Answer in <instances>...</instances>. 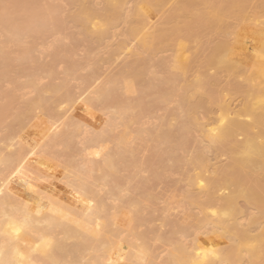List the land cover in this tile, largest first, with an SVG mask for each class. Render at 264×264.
<instances>
[{"label":"bare ground","instance_id":"6f19581e","mask_svg":"<svg viewBox=\"0 0 264 264\" xmlns=\"http://www.w3.org/2000/svg\"><path fill=\"white\" fill-rule=\"evenodd\" d=\"M1 1L2 0H0V2ZM6 1H8V0H6ZM27 1L28 0H26V2H22L20 4V5H22V4L25 3L24 5H22L20 7L22 11L26 10V8L28 9L31 6H33L31 4H28L27 5L26 4V3H28ZM30 1L31 2L34 1L32 4H35V2H36L35 0H30ZM86 1H88V0H86ZM86 1H82V3L84 2L83 3V6L77 7V8H80L79 11H78V14L75 17L72 18V21L73 22L75 21V22H77V23H79L81 25L82 30L84 32V33L82 32L83 36H84V34H87V36H89V37H90V35L91 36L94 35L97 38L103 37L102 35H103V33H104L105 30L102 31L103 30V29L101 30L102 27H108V26L109 27H112L111 24H113L112 23L113 20L116 22L118 17H120L119 21H121L122 19L125 21V19L128 18V16L126 14H124V16L126 18L125 17L122 18V13H126V12L124 11V12L121 13V11H120V10H122V6L124 4H126L125 3L126 0H104V1L101 0L103 2V4H104V7L101 8V9H103L104 12L107 13V16H109L110 14L112 15L113 13H115L116 16L114 15V19H112L110 16L109 17H106V18H104V16H103V18L100 17V15L102 16L104 14L103 11H102L103 14L100 12L101 10H98V9H97V12H99L98 14H97V12L96 13L93 12L89 8L90 6L87 5L89 3H87ZM127 1H130V0H127ZM132 1L133 2L135 1V5L137 7L139 5L140 8H138L136 10L133 9V10H135V12L133 10H131L130 11L131 14L130 15L128 14L129 16H132V15L134 16L135 15V17H136V20L135 21L133 19L135 17H133V16L131 17V19L129 18L128 21L130 22V21L133 20L134 23L135 22L136 23H135V26H134V25H132L133 22H131V23L128 22L127 29L129 30V32L128 31H125V32L126 33H129V35L130 36H133L134 38L136 37V41L138 43V44L137 43L136 44L137 45L140 44V46H138V50L140 48L141 51L144 52V54L147 55L146 58L148 57V55H149V57H151L152 56L151 54L156 53L157 51H160L159 49L160 48L162 49V47H163V46L160 47V45L161 44L164 45L163 43H161L163 41H166V44L164 45V47L170 46L173 42L174 43L172 45H174V48L175 49L179 45L177 52L174 49L175 55L173 54L174 56H173V59L171 61L173 63H166L165 64L163 62V64L165 66L169 64V67L167 66L169 69L166 68L165 66L160 65L163 68L165 67L164 68L165 71H166V69H168L169 70L168 71L169 72L168 74H171L172 77H173V74H174V77H173L174 79H175L176 76H175V73H173V74L170 73V72H172V70L173 71L174 70L175 71H178L179 73L181 72V74L183 72L185 73V71L187 72V69L189 67V64L195 63V61H196V60L194 61V58H196V57H194V58L191 57L192 60H193L192 61L191 59H189V58L187 59V58L184 57V56H186V55H184L185 52L182 54L183 51H186L187 50V47H185L186 49L184 48L185 50H183V49L181 50V48L184 47V44H183V46H182V43L181 44H179V43L177 44V42L181 41L180 39H182V41H183V37L180 38V35L179 34L183 35V34L187 33V38L188 39L191 36L192 37H195L196 36L197 37V38L195 37L196 39L193 38L195 40H192V38H190L188 40L186 38V36L184 35V37L186 38V40H188L186 42H189L191 40L192 42L193 41H196L198 43V42H200L199 39L202 40V38L205 36V34H201L202 36H200V38H199L198 36L200 35L199 34L200 32L198 33L199 35H195L197 33V32H195V30L198 31L199 28H200V30L203 29L202 31H205L203 33H206V35H208V36H209V33H212L211 35L214 36L213 35L214 33L216 34V32H217V34H218L219 32L223 31V32H221L222 34L220 33L222 35V37H221V35H218L217 37L215 35L214 36L215 38L213 37L214 39H212V36H209V37L207 36L208 38L205 36L207 38V41H208V42L206 41L207 42L206 45L209 44V38L211 37L210 40L213 41V43L212 44L210 43V47L212 45L213 46L215 45V48H213V46L211 47L212 49H210V50H212V51H210L211 53L208 51L207 57H205V59H204V60L207 59V61H203L204 63L202 62L203 63L202 65H203V67H206L207 69L209 68L208 71L209 70L212 71V69H213V74H212V77L213 78H211V77L209 78L208 77L210 75H209L208 71L205 70L206 69L205 68L204 71H206L207 73L204 72V71H203V73H204V75L205 74L206 75L208 74L207 75L208 80L205 79V80H207V81H205L202 78V80H204V81L201 83V86H200V82L201 81L199 79V82L196 81L194 83L195 85H193V83L191 84V85H193V87L191 89L193 90L197 86H198V88H200V90L205 89L204 91H207V92H204L203 90L202 91H203V93H205L203 95L206 96V93L209 94L208 93L210 91L209 89H212V88L209 87L211 85V83L214 85V82L216 83V81H217L215 79L217 77L214 78V76H217V74H220V73H222L224 71L225 72L224 74H227L228 77H230V76L233 77L234 76L233 77L234 79H233V81H231V83H233L235 86H233V84L229 83L230 86H227L228 87L227 89L230 90L231 89V85H232V89L230 91L233 94V93H238L233 88H236L237 90H239V89H241L243 87V93H244V99H245V103L244 104L242 103L243 104L242 105V108L238 109L237 111H233V110L231 111L230 110V108H231L230 105L229 106L228 105H225L224 102H222V105L221 104H218L220 106L217 105V107L220 108V110H219V113H220L219 114L220 115L219 121H221V123H223L219 128H217V130H216L215 126H214L213 129H212V127H210L212 130L209 128L208 130H210V131H208V130L206 131V129L203 128L204 126H201V125L197 124V125H199L201 127L200 128L198 126L200 128L199 131H201L202 129H204L202 131H204V132L206 131L207 132L205 134L203 132L204 136L202 134L203 138L205 137V138L208 139V141L206 140V142H209L210 143V144H207V147H210L208 145H211L212 144V146L210 148L205 147V148H203L204 150L202 149L201 151H204L203 153H205V151L207 152V151H209V149H212L213 150V148H214L213 146L220 145V146H217L219 149L217 147L216 148L218 150H220L222 148H224V149L227 148V149H225L226 151H223L224 149H222L220 151H223V152H221V155H223V153H224V155H226L228 153L230 154V157H229V154H228V157L229 158L227 157L228 158L227 159V162H229V163L227 164V166H225L226 164L224 165L225 168L222 167L224 169L220 168L222 171H219L220 170L219 168H217V169L214 168V172H218L216 174L213 173V175L215 174L214 176H212V173H211V175H210L211 177L210 176L209 177H205L204 176V173L207 172V170L209 169V168L208 169L206 168V165L204 163L207 158L205 156L201 155V157L203 156L205 159L203 157L201 158V160H200V158L197 159V157H200L199 153L200 154H203V153L200 152V149H197V150H199V153L197 151L198 156H197V154L195 156V153L193 154L194 156H192V157H193V159H196V160H195V162H194L193 159H192L193 161L190 160L189 161L190 162V165L189 166H191V162H194L195 164L193 163L194 166H192V167L195 168L196 172L193 171L194 168L193 169L191 167L190 168L192 169V171L194 173H197V174H195V175L193 174V176H195V177H193L192 175L191 176L190 175L186 176V178L188 177V179L191 180V182H193L192 183L193 185L192 184L191 185L193 186V189H194V190H191L194 193L191 192L188 189V191H190V193L188 192V194L190 195L192 193L189 197H191L192 195H196L194 197L197 198V194L195 193V189L197 187L200 190V193H202V194L205 195V197L202 196V197L205 198V201L204 202H201L200 201L201 202L199 204L200 206H196L199 211L201 210L199 212V214L203 215V213H204V215H203V217H201V221H199V223L197 221L196 222L198 223L197 225H198V229L200 231H202L203 229L205 230V227H206V230H207L208 229L207 226L209 227V229L207 231L206 230L205 231L203 230V232H200L197 229V227L195 225L196 222H195L194 223L195 228H193L194 227L193 226V227H191V229H197L198 230V234L196 235L195 238L193 237L194 240H193V243H192L191 246H189V247L186 248L185 247L186 245H184L183 243L182 244L179 243L180 246L176 248L175 247L176 244L174 243L175 244L174 245V244H172L170 242L171 245L169 244L170 245L169 252H171L172 250L174 251L171 254V257H170V259L172 261L171 263H174V264H240V262L243 259V255H246V257L249 258L247 260L249 262V264H264V227H262V228H261V226L258 227L259 228L258 230L261 229V231L259 233H257L256 235H251L249 228H246V229L241 228V227H243V226H241L243 224L240 223L239 216H237L238 214L240 215V213H242V216H243V212H240V210H239L240 207L239 208L237 207L238 206L237 205V200L238 199L239 200L240 199L241 200L243 199L244 202L246 203L244 207H246V206L247 207L248 206L249 207L250 206L251 207L252 206L255 207V209L258 211L257 215H259L258 218H255L254 217L251 220H249V218H248L247 219L248 220L247 221L248 223L246 222L247 225L248 226H250V225L252 226L253 225V227L254 226L256 227V226H259V223L260 222H263V221H259V220H262V219L264 220V177H263V175H264V18H263V20H258L257 19V20H254L255 22L253 21V23H254L253 24V27H252V31L254 33L253 36L257 39V42L259 41V44H257V46L255 48L256 50H254V53L251 54L249 57H246L249 60V62L247 61V59H245L246 62H248L249 65H250V68H249L250 70L246 69L249 73L245 77V84L244 83L242 84V85H245V86H242L241 85L242 87H240V84L243 81H241V80H235V77L238 76V75H235V74H236V72L239 73L240 70L243 71L244 67H248L249 65L246 66L247 65V63H246V65L242 66V64H241V66H242L241 67L239 65L240 63L238 64V62H236L237 58H236V55H235V51H236L237 48H241V46L237 42H235L237 40L234 41V39L232 38L233 36L231 37L233 41L230 38V40H231L230 42L232 44L229 42V40H228L229 38L228 37H226L228 41L225 40V37L223 35H224V29L227 26L226 25H223L222 24V21L223 22H226V21H228L230 19L228 17H231V19H232V17H234L235 14L233 16H231L230 13H232V12L229 9H232V11L235 13V10L241 11V10H243L246 7L245 9L247 11V10H249V8L247 9V6L246 5L249 6V3L250 2H252L251 4H254V2H253L254 0H227V1L225 0L226 2L224 0H219V1L218 0H178V2H177V0L176 1L175 0H169V2L173 1V2H171V3H173V6H171L172 5L171 3L169 4L172 8L167 5L168 7H170L168 9H170V11H172V13L171 12H170L171 14L168 13L167 17L164 16V19L161 18L162 20H160V21L163 22V20H164L163 23L165 25H167L168 27H170V25H171V28L173 26V29L170 28L171 30H167L168 27L165 26V25H163V23H162V25L166 29V30H163V28H160V27H163V26H160L159 27V25L161 24L159 22L160 24H158V25L156 24L155 25V26H158L159 28H157V27L154 26L153 29H151V32H149L150 29H148V31L146 30V32H143L144 29L147 26V21L146 20L149 19V16L151 18V15H149L148 18H147V12L149 13V11L151 9H153V8H155V10H156V7H157V10H156L155 14L156 13H159L160 11L162 13L163 9H165V8H162V10L159 11V9H161L159 6L164 5L165 2H166V0H140L141 1V5L143 4L142 7H141L140 2L138 0H137V2H139V4L136 3V0H132ZM256 1L259 2V3L255 2V3H257V5H256V7H254V9H253L252 6H249L250 9L253 10L252 11L253 12L252 13L253 16H251L252 18L253 17L254 18L255 17L258 18V15L264 12V0H256ZM2 2H4V1H2ZM19 2H21V0ZM88 2L92 3L91 0H89ZM169 2H167L166 4H168ZM174 2H176L175 4L178 5V6H176L174 4ZM73 3H75V2H73ZM177 3H181V5L184 4L183 6L186 7L187 10H186V8L185 9L182 8L183 6H181L180 4H177ZM194 3H195V5L197 4L196 7H198V8H196V7L192 8V6H195V5H191V4H194ZM17 4H19V3H17ZM84 4H86L88 6L87 7L85 5V7H87L88 9L84 7ZM127 4H128V2H127ZM11 5L12 4H10L9 7L12 8L13 10L15 8H18L19 7V6L12 7ZM80 5H82V4H80ZM80 5H79V2H78V5L77 6H80ZM174 5L176 7H174ZM124 6H126V5H124ZM3 7H5V6H3ZM164 7H166V6L164 5ZM2 8H0L1 9L0 12H3V11L4 12L3 13H0V35L1 34H4V33L10 35V38H11V41H12L11 43H13L15 45L17 43V46H20V45L22 46V43L23 42L22 41L20 42V39H25L28 35L25 38H21V37H24L25 34L30 33V31H32V30H34L36 32H38L40 30V33H42V32H43V34L46 33V30L47 29L49 30V26L52 25V24H50V22H53V21H50L49 22V20L51 19V18L49 19V17L54 18L53 16H51V14H47L48 12L46 11L47 12L46 13L45 12V9H42L41 10V8H40V11H39L40 13H38V10H39L38 8L37 9L34 8L35 10L29 9L32 12L29 11V10H26L25 13L28 16L24 12L21 13L19 8L17 9V12L18 13H16L15 12L16 10H15L14 11L15 13H13V14H11L13 11L11 12V11H8L6 9L7 7L6 8H3V9ZM133 8H135V6ZM188 8H190L191 10H189ZM123 9H124V7H123ZM118 10L120 11L121 16H118V15H120V13L118 12ZM155 10H152V11H155ZM157 11H159V12H157ZM167 11H169V10L163 11L164 14L162 13V15H165ZM247 12H248L247 14H250L251 13L249 11H247ZM8 13H9V15L11 14V16H8ZM20 13H21L23 19L20 18V15H19ZM30 13H32V15ZM239 13L240 14H238V15L243 16V14H241V13H243L242 11L239 12ZM23 14L25 15V17H24ZM226 14H227V16H225ZM245 14H246V12H245ZM12 16L13 17L15 16V18H13L15 21L12 20V19H9V18H12ZM26 16H27V18H26ZM184 16H187L189 19L185 20L184 19L185 18ZM224 16H225V18H227V20L226 19L223 20L224 19L223 18ZM248 16L249 15L243 17L244 20L242 18L243 22L245 21V18H247ZM18 17L21 19V21L19 22L20 24H16V23H18V20H16V19H19ZM115 17H117V18H115ZM179 17H182L183 21H185V22L187 21L186 24H185V22H182V23H184V25L183 24H181L182 26L178 25V21H177L178 19L177 18H179ZM37 18L40 19V20H35ZM45 18H47V19H45ZM98 18H102L103 19V22L102 23L100 21L96 20V22L98 21V23L100 22L102 24L101 27H96V25H92L93 26V28H92V26H89L92 23L93 19L95 20V19H98ZM24 19H25V21L28 20V22L26 21L27 22L26 23L25 21H23ZM175 19H177V20H175ZM234 19H236L235 22L237 23V25H235V27H236L235 31L238 29L236 31V32H238L240 30L238 25H240L239 23H242V22H239L240 19L238 17H235ZM238 19H239V21H238ZM189 20H190V22L188 23ZM247 20L248 19H246V22H247ZM55 21L56 20L54 19V22ZM124 21H123V23L125 24ZM170 21L171 22L177 21V22H175L177 24V26H175L176 25L175 23L170 24ZM14 22H16V23H14ZM21 22H25V24H27V25H24ZM165 22H169L170 25L168 23L166 24ZM192 22H194V25L193 26L191 25ZM246 22H244L246 24V25L244 24L245 27L248 25V23H246ZM77 23H75V24H77ZM173 24H175V25H173ZM226 24H227V22H226ZM228 24H230V23L228 22ZM242 25H243V23L241 24V26ZM55 26H56V24H55ZM113 26H115V25H113ZM189 26H191V27L197 26L196 27L197 29L194 28L195 30H193L192 28H189ZM221 26H225V27L222 28ZM43 27H44V29L41 31V29ZM184 28L185 29L188 28L187 30L192 29V31L189 30L188 32H185V29ZM220 28H222L223 30L220 31ZM54 29H56V27ZM50 30L52 31L53 28L50 29ZM34 31H32L31 33H33ZM53 31H55V30H53ZM182 31L185 32V33H182ZM190 31H191V33L194 31V35L195 36H193V33L191 34V36H188V33L190 34ZM202 31H201V33H202ZM230 31H231V29L228 30V33ZM5 34H4V36H6ZM50 34L53 35V32L50 33ZM230 34H231V32L229 33V35ZM8 35H7V37H8ZM138 35L140 36L139 37L140 40H138V37H137ZM171 36H172L173 39H174L173 36H175L176 39L175 40L172 39V41L171 40H168V38L170 39ZM176 36H178L180 39L178 37H176ZM38 37H39V35L36 36V38H38ZM90 38H89V41L91 39L93 40V38H91V39ZM222 38L224 39V41H222V42L220 41V43H219V40H221ZM86 39H88V38L86 37ZM215 39H219V40L218 41H215V43H214V40ZM169 41L172 42V43L170 44ZM9 42H10V40H9ZM18 42H20L21 44L18 43ZM156 42H159L160 43L158 45L159 46L158 48H155L157 46V43ZM167 42L169 43V45H167L168 44ZM216 42L218 43V45L216 44ZM126 43H128V41H126ZM126 43H125V45H126ZM154 44H155V46H154ZM185 44H187V43H185ZM233 44H235V45H233ZM119 45H121L120 48H122L123 45L122 44H119ZM137 45H136V47H137ZM127 46H128V49H130L129 47H131V46H129V43L127 44ZM238 46H240V47H238ZM164 47H163V49H164ZM171 47H173V46H171ZM153 48L156 49V52H153ZM61 49H63V48H61ZM1 50H2V48H1ZM18 50H20V49H18ZM118 50H119V48H118ZM245 50H246V48H245ZM116 51H117V49L113 52L114 53V56L112 57L113 59H115L114 58L115 57V53H116V56H118L117 54H119ZM135 51H136V49L134 47V51H131L133 53L130 52L131 55H133L135 53L134 56H132V57L130 56L131 59L134 57L132 59L133 62L129 58H128L129 60L125 59L124 62H123L125 64H123V65L120 64L119 65V67L120 66H122V67L119 68V70L116 72V74H115V71H113L114 74L112 73L113 75H110L109 77H107L106 82L103 85H101V86L99 85L97 87V89L95 91V97H93V98H95L94 101H96V102L94 103L93 99H90L89 98V101L90 102L92 101L94 104L100 103L99 107L103 105L104 109L103 110L100 109V110H102V111H104V110L105 111H108V109L109 110H112L113 109V110H115L114 111V114L116 116H122L123 115L124 117L123 116L122 117L124 119H126V122H128V124H127L126 122H124L125 120H121V118H120V120L123 121V123H124L123 126H125L124 127V131H123V132H125V134L122 132V135H121V133L118 134L120 136L117 137V138H115V140L113 138V140L116 143V144L112 143V144H114L113 146H115L114 149H112L113 151H111L110 149H108L111 152L110 151L107 152L108 151L107 150V151H105L106 154L105 153L102 154V156L105 155V156H103L105 158L101 157L102 160H98V161L96 160L97 162H94L93 161V164L91 166L92 168L88 169L87 172L84 171V174H85L84 176L85 177L82 176V177H78L77 178L75 176L76 175L75 172H77L80 169L79 168L77 169V167H75L74 165H71L72 163L69 162L68 165L70 167V170L72 168L71 173L73 172V169H74V173H75L74 176L76 178L73 186H72V183L73 182L70 184L71 187H73L72 190H71V192H70V194L68 192L66 194V195H70V197L67 196L69 198L66 199V195H65V199H63L64 197L61 198L59 196L61 194L60 193H56L55 189L53 188L54 186H52L51 184H43V185H37L36 186V191L38 192V195H39V196H37L38 198L32 199L30 201V199L23 198L22 195H21V193L18 194L16 192V190H14V187L12 186L13 185L12 184L13 182L11 183L12 180L10 178H8L10 175L8 177L5 176V178L2 179V181L0 180V183H1L0 184V264H37V263H39V264H120V263L123 264L124 261L127 260V259L126 260H123V256H125V254L123 255L124 250H122L121 248L115 249L116 246L120 243L119 242L117 244L116 242H118V240L114 239L116 242H114V240H113V238H118V236L116 237L117 234L114 235V234H112L110 232L112 234V236H110V237L107 236V234H109V232L107 231V229H108L107 228V226H108L107 220L109 221V223L111 222V219L109 220L110 216H108V219L107 218H104L105 221H103V222H100L99 221L100 218H101V215L103 213H106V211H108V210H109L108 212H110V209L109 208H111V207L108 208L109 205L106 204V202L104 201L103 197H99L98 193H96L97 191L95 189H93V187L94 188L97 187V184L95 185V183H97L98 181H107V179L110 178L111 180L109 182H111V184L110 183L109 184L108 183H105L104 185H102V186H107L109 188V190L107 189V191H108L107 194L112 195V196H115L116 195L115 198H118L117 201L120 200V202H121L122 200H124L122 198H119V197H121L120 193L122 191V188L120 186L121 183L119 184V182H118L120 179L119 180L117 179V176H118L117 174H118V172L121 169L126 171V168H127L128 164H126V161H125V157H124L125 154L126 153H132V154H130L131 157H132V156L136 155V154L133 153L135 150L138 153V149H135L134 150L133 148H131V149H133V150H131L128 147L129 146V143H128L129 141L127 139V136L130 135V133H128V132H130L131 130L126 131L127 130L126 128H127L128 125H129L128 127H131L130 125L132 123L130 124L129 122L135 123L134 121L138 120L141 117V113L144 112L143 110H145L146 108L148 109L150 106H151L150 109L154 108V106L152 107V105L149 104V103H147V104H149L150 106H148V105L145 104L146 102H148L147 99H143L142 100L143 103H142L141 100L140 101H137L136 100L137 97L141 96V93H139V95H137V97L134 98V99L130 98L131 97L130 95L132 93L134 94V90L136 89V88L134 89V86L135 87H138V85L139 86L141 85V82L140 81H138L139 83L137 82V80H140V77H141V75H140L139 72H141L144 69L146 70L145 66L143 65L144 63L146 64V61L145 62H142L143 63L142 65L144 66V68H142L141 67L142 65L139 63L140 62L139 59L142 58V60H144L145 59V55H143V53H142V55L140 56L139 54H141V52L138 51L139 52V54H138ZM3 52H5V50ZM19 52H21V51H19ZM28 52H29V54L31 56V53H30L31 50L30 51L29 50H22L21 54L19 53V56H22L21 61H22V59H24L23 61H25L28 58H30ZM147 52L150 53V54H147ZM151 52H153V53H151ZM178 52H180L179 55H177ZM208 55H210V56H208ZM3 57L4 58L6 57L5 59H7V57H9V56H6V55L4 56L3 55ZM112 58H111V60H113ZM241 59H244V57H242ZM2 60L3 61H1V59H0V61H1L0 66L2 64V66L4 65V67H5L6 62H5V60L3 58H2ZM126 60L127 61H130L132 63H129L130 64L129 65ZM240 60H237V61H240ZM18 61H20V60H18ZM70 61H72V60H70ZM136 61H138V62H136ZM188 61H189V63H188ZM190 61H192V62H190ZM242 62H243V60H242ZM11 63L12 62H10V64ZM68 63H70V65H71L72 62H66V66H67ZM134 63L135 64L136 63H139L140 64L139 65V68L137 67L138 66L137 64L134 67V65H133ZM8 64H6V65H8ZM22 64H23V62H21V65ZM171 64H172V67H173V68H171L172 70L170 69V65ZM68 66H69V64H68ZM190 66H192V65H190ZM67 67H65V68H67ZM72 67H73V65L72 66H69V68L66 69V71L68 72V73L66 72L67 77H68L69 73L72 72V70H73ZM136 67H137V70H138L137 72H136V69H134ZM7 68L8 67H5V69H7ZM9 68H11V67L9 66ZM141 68H142V70L140 71ZM200 68H202V66L199 67V70H201ZM0 69H1V67H0ZM40 69L43 70L44 67L43 68L41 67ZM49 69H50V67H49ZM74 69H75V67H74ZM36 70H34L33 72H36ZM202 70H203V68H202ZM202 70L199 71V72L201 73ZM215 70H217L216 72H218V70H219L220 73L218 72L216 74ZM8 71H9L8 69L5 70L6 73H8ZM21 71H23V70H21ZM44 71H47L50 74L51 69L48 71V68H47ZM52 71H51V73H53ZM78 71H79V69L77 70V72ZM2 72H3V70H2ZM23 72H25V71H23ZM31 72L32 71H29V73H31ZM94 72L95 71H93V73ZM144 72L142 73V75L144 74ZM226 72H230V73H226ZM146 73L147 72H145V75L144 76L147 78ZM37 74L38 73H35V75H37ZM90 74L92 75V72H90ZM214 74H216V75H214ZM91 75H89V76H91ZM171 75H169L170 78H171ZM239 75H240V73H239ZM32 76H34V75H32ZM50 76H52V74ZM0 77H1L0 79L2 81H4V79L2 78V74H0ZM3 77H5V75ZM6 77H8V76H6ZM35 77L36 76H34V78ZM86 77H87V75H86ZM145 77H144V79L145 80H148V82H149V79L148 78L146 79ZM199 77H201L200 74H199ZM239 77H242V76H239ZM31 78L29 79V81L32 84V87H34L36 89V91H35V89H33V90L36 92L37 98L36 97H33L34 99L32 98L33 99V100L31 99L32 101H27L26 102L27 104H25V106L28 107V105H29L30 106L29 108L24 107V108H22L23 110L21 109L22 111H26L27 110V113H29V114H27V113L25 114V112L23 113L20 110H18V113L19 112L23 113L22 118H24V120L27 118V117H25V115H29V116L31 115L32 109L34 107L36 109H39V107L40 108L42 107L41 109L44 112L46 110V108H45L46 106L53 107L52 104H54V103L58 104L57 103V101H59L58 98H57L58 97L57 96L58 93L63 90V87L64 88L65 87L67 88V86H65L64 84H63V86H57V85H53L51 83L52 85L51 84L50 85L48 84L49 86L46 85L44 88H40L39 87L38 94H37V85H35V83L37 84V81L38 80L36 81L34 78H32V79ZM89 78H87V79L88 80H92V78L91 79H89ZM170 78H165V80L163 79V80L160 81V82L163 81V83H161V84H162V87H164V88H158L156 86V88H157L156 89V88H154V86L153 87L151 86L152 87L151 90L153 91L152 94H151V90L148 88V86H146L147 90H149L147 92H150L149 93V94H151L150 96L153 97V94H154L155 97H156V95L162 89H164V92H161L163 95L160 94V95H157V97L162 96V98L160 97L161 99L159 98L160 99V102L162 101V102H165L166 104L169 103L168 102L169 101V99H168L169 97L172 100H173V98H175V97L172 98L171 97L172 95H174V96L177 95L176 96L177 98L180 97L176 101H178V102L181 103V101H179V100L181 98H183V95H185V93L188 92V94L185 95L187 97V99H185L186 97L184 96L185 98H184L183 102H186L188 100L187 101L188 102V107L190 106V103H191V106L190 107H192V108H190V107L187 108V102L185 103L186 104V107H184L185 104L182 102L183 104L181 103V105H183V108L181 106H179V108L184 109V110L187 109V110H185V113H186V111H188V113H190V112L195 113L194 112L195 109H198V108H196V105L198 106V104H199L198 102L201 101V100H198V99H200V97L203 96L202 93H201L202 91L199 93L200 90L198 88H196L195 90H197V91H194L193 90V93H192V90L189 89L191 87V85L189 84L190 86H188L189 87L188 88L187 85H186V83L183 82L182 85L183 86L186 85L187 88L185 87L186 89H184V87L182 88V85H181V87L179 86L180 89L182 88V93L179 94V92H181V90H179V88L176 91H174L173 89H175L178 86V84L176 85V81L178 82L177 79H180L179 81H181V79L183 77L181 76V78L180 77L179 78H176V81H174L175 83L173 82L174 79L171 78L172 80H170ZM204 78H205V76H204ZM242 78H244V77H242ZM9 79H10V77H9ZM83 79H84V77H83ZM95 79L96 78H94V81H96ZM167 79L170 81V84H171L170 87L171 88L169 87V85H170L169 83H165L166 85L169 84L167 86L164 85V81L167 82ZM195 79L198 80L197 77ZM212 79H215V80H212ZM151 80L152 79H150V84H152V81H153V80L152 81ZM194 80H193V82H194ZM86 81L87 80H85L84 83H86ZM208 81H210L211 83L210 84L209 83L208 84H204V83H206ZM236 81H239L240 82L239 85H237L238 82L235 83ZM89 82L87 84L90 86V84L92 82H90V84H89ZM0 83H1V81H0ZM30 83H29V85H30ZM174 84L176 86H174ZM106 85H108V86L110 85V88L108 89V86L106 87ZM202 85H204V86L205 85H209V86H206L207 88H205ZM141 86H144V85L142 84ZM194 86H196V87H194ZM23 87H25V86H23ZM32 87L30 86V88H32ZM167 87H169V88H167ZM201 87H204V88H201ZM158 89H160V91ZM167 89H169L168 91H171V93H168V91L165 92ZM171 89L173 90V92H172ZM122 90H123V93H122ZM142 90H143L142 92H144L146 89L145 90L142 89ZM184 90H187V92L184 91ZM233 90H235V92ZM64 91H65V89L63 90V94L66 91H68V88H67V90L65 92ZM137 91L138 90L136 89L135 92H137ZM224 91L226 92V88L224 89ZM43 92H44V94H48V95H49V93H51L54 96L51 98V96L49 95V97H46V100H47V98H48V100H49V98H51V100L50 101H46V100L43 99V95H44ZM45 92H49V93H45ZM114 92H116L115 95L116 94L118 95L119 92H120V94L122 96L119 94L120 96H117L116 97L114 95ZM156 92H158V93L155 94ZM189 92H191L190 94H193L192 95L193 97H195V96L197 97L199 95V97H197L198 102L195 101L194 104L192 103V101L190 102V100H194V98L192 99V97L190 96ZM210 92L212 93L213 91L211 90ZM145 93H146V91L144 92V94ZM164 93H165L166 97H168L166 100H162V99L166 98L165 95H164ZM196 93H198V95H196ZM219 94H218V98H221L222 97V99H223V97H225V95L221 94V91H220ZM4 95L8 96L7 94H4ZM69 95H71V94H69ZM69 95H68V97H71V98H68L67 99L68 103H70V101L71 102L74 101V98H72V96H69ZM111 95H114L113 98H111ZM142 95H143V93H142ZM178 95H180V96H178ZM64 96H65V94H64ZM10 97H11V100L14 101V98L12 99V95L11 96L9 95V98ZM61 97H62V94H61ZM209 97L211 98V95ZM209 97H207V99ZM63 98L65 99V97H62L61 102L62 101H65V100H63ZM125 98H128V100L125 99ZM69 99H71V100H69ZM209 99H208L209 103H211V102L214 103L213 101H211V99L210 100ZM126 100L128 101V103H126L127 102ZM132 100H135V104L136 105H134V103H133L134 101H132ZM145 100H146V102H145ZM202 100L205 101L204 98H202ZM216 100L217 99L215 98V102H216ZM87 101H88V99H87ZM203 101H201V102H203ZM219 101L221 102L220 99H219ZM223 101H226V100L223 99ZM74 102H73V104H74ZM85 102H83V103L86 106H89L91 104L93 105L92 102H91V104L89 103L88 105L86 104L87 102L86 103ZM136 102H139V103L141 102V103H140V105H139V103L137 105ZM196 102L198 104H196ZM11 103H13V102L10 101L11 108H10V105H9V108H8V104L5 105V106H7V109L9 111L12 109V104ZM64 103H67V102H64ZM83 103L81 104L82 106H83ZM180 103H179V105H180ZM203 103L205 104V102H203ZM142 104H145V106H146L145 109H143L144 107H141L140 108V106ZM152 104L155 105L154 103H152ZM157 104L158 103H156V105ZM200 105L203 106V104L201 103V104H199V108L202 107ZM5 106L3 107L5 110L4 109L3 110L5 112L6 111L7 112L4 113V111L0 108V110H2V111H0V113H4V115H7V113H9V112L6 109ZM82 106H79V107H82ZM31 107H32V109H31ZM51 107H49V109H47L48 112L51 110L49 113L46 112V111L45 112L48 113L49 115H53L54 116V112H52L53 109ZM93 107L96 108L95 105H93ZM136 107H138L142 111L141 110H138L140 113L137 112V108ZM106 108H107V110H106ZM28 109H31V112ZM188 109H191V111H189ZM33 110H35V109H33ZM97 110H98V108H97ZM133 110L136 111V112L134 113ZM192 110H194V111H192ZM147 111H152V110H149L148 109L145 112H147ZM18 113H15L13 116H15ZM97 114H99V110H98V113ZM100 114H102V113H100ZM138 114H140V115H138ZM142 114H144V113H142ZM20 115L21 114H18V115L15 116L16 120H15L14 123H16L17 120H20L16 124H18V123L19 124H22V122L24 120L21 117L19 118ZM134 115L135 116L137 115V119H136V117ZM193 115H192V119H195V118H193ZM0 116L5 117V116H3V114H0ZM17 117L19 119H17ZM15 118L13 117V119H15ZM243 119H245V120H243ZM76 120H74L76 123H74V121L71 122V124L69 123V125H71V128L74 127L73 130H78L79 127H81L83 125L89 126L86 123L83 124L84 122L81 123V125H80V122H81L80 119H78L79 121H76ZM0 121H1V117H0ZM163 121H161V127L163 126L162 123H164V125H165V123L167 122L166 119H163ZM185 121H186V116H185ZM97 122H96V124H97ZM195 122H197V121H195ZM182 123L184 124V122H182ZM182 123H178L177 125H179V126H176V129L174 128V126L172 127V128H174L173 130H175V132L177 131V133H179L180 135H182L181 133L184 132V131L178 132L179 129H181L180 128V124H182ZM193 123L194 122H192V124ZM101 125H102V123L100 124V126ZM108 125L110 126L112 124L109 123ZM197 125H195V126H197ZM216 125H217V123H216ZM192 126H194V125H192ZM49 127H52V126H49ZM101 127L102 128H100V129L104 130L103 129L104 126H101ZM167 127L168 128H166L167 129L166 131H164V129H162L163 127L161 128L164 131L162 133L158 131V135H157V138L158 139H156L157 141H155V138H152L153 135L151 136V138L155 142H158V140H159L164 145H167V144L169 145V141H171L170 142L171 143L170 144V147L173 149V147L171 145L173 143L174 138L172 140L171 139L172 136L170 135L171 134L170 132L172 131L171 130L172 128H171V126H168V125H167ZM178 127H179V129H177ZM216 127H218V125ZM158 128L155 129V130H158ZM92 129H93V127H92ZM100 129L97 132H100ZM168 129H170L171 131L170 130L168 131ZM73 130L71 129L70 132L73 131ZM102 130H101V132H102ZM45 131H46V129H45ZM49 131H50V129H49ZM202 131H201V133H202ZM97 132H95V133H97ZM103 132L106 133L107 131L106 132L103 131ZM126 132L128 133V135H127ZM175 132H173V133H175ZM61 133H60V135H58L59 136V140H60V136H61V138L63 136L64 138H66L65 140L68 141L69 137L72 138L73 135H74L73 132H71V136L69 134V137L66 134V136L68 137V139H67V137L65 136V133H67V132H65L64 135L61 134ZM72 133H73V135H72ZM75 133H76V131H75ZM137 133H139V135H140L139 137H141V135H142L141 134V131H139ZM99 134L100 133H98V135ZM98 135L96 136V134H95V136H94L95 138H93V139H95L94 141H96V143L93 142L94 145H96L98 139L101 138V135H99V136ZM133 135H134L135 138H137V135L136 134H133ZM47 136H45L46 139H47ZM105 136H106V134H105ZM108 136L111 137V134L110 135L108 134ZM108 136L106 138H104V140H103V137H102V141L99 140L97 145H99V143H101V142L103 143V141L109 142ZM239 136L242 137V139H241V137L238 138L240 141L238 139H236ZM129 137L130 136H128V138ZM57 139H58L57 137L55 139H53V142L54 143L55 142H58ZM93 139L91 141H93ZM152 139H151V141H153ZM184 139H186V138L181 139V141L183 142V144L184 143L186 144V142L184 141ZM176 141L174 140L175 147H176V148L175 147L174 148L177 151V146H178V150H179V149H181L180 147L184 146L185 144L179 147V144L177 145L176 144ZM181 141L179 143H181ZM70 142L68 141L69 146L71 145ZM68 143H65V144H67L66 145L67 147H69L68 146ZM88 144H89V142H88ZM102 145H104V143ZM109 146H112V145H109ZM162 146L163 145H161V148L164 149V147H162ZM173 146H174V144H173ZM220 147H222V148H220ZM156 148H158V144L156 145ZM161 148L159 149V151L162 152V153L161 152L159 153L160 155L157 154V153H155V149H153V152H154L153 153V156H154L153 158L155 160L158 159V158H160V161L162 160L161 162H165L164 161L165 159L163 160L162 157H158V156H161L162 154H164V152L166 151V148L164 149V151ZM183 148H182V150H183ZM206 148H207V150H206ZM23 150H24V148H23ZM212 150L210 152H216V150H214V151H212ZM227 150H228V152H227ZM19 151H22V150H20V147H19ZM156 151L158 152V149ZM176 151H175V153H176ZM167 152H169V151L167 150L166 153ZM169 153H171V150H170ZM169 153H167L168 156L167 155L166 156L169 157V158L173 157V158H171V160L173 159V161L175 160V162L176 161L178 162L179 158L176 156V154L172 153V156H171V154H169ZM0 154H1V151H0ZM12 154L13 153H11V156H12ZM154 154H157L158 156H155ZM27 155L28 156H31V155H33V152H30ZM173 155H175V157ZM15 156H12L13 159H12V157L5 159L4 160V163H5L6 166H9V169H10V168H12V165L15 162V166L13 167V171H12V169H10V171H11L10 174L12 173L11 174V177L13 175L17 176V179L20 180L21 184L23 185V180H21V178H20V174H21V167L20 166H21L24 158H22V157L21 158H19V157L16 158ZM14 157H15V159H14ZM194 157H196V158H194ZM174 158H176V159H174ZM46 159H45V161H46ZM131 159L132 158H130V160ZM47 161H48V159H47ZM0 162L2 164H4L2 162V157H1ZM133 162L131 161L132 165L133 164H136L137 165V161H136V163H133ZM208 162H207V164H208ZM138 163H141V162H138ZM147 163H149V165L152 166V164H150V161L149 162H146V164ZM152 163H154V162L152 161ZM156 163L159 166V163L158 162H156ZM156 163H155V166H152L151 169L148 168V166H146V168H148L149 170H152V171L157 172L156 170H157V167L158 166H157ZM35 164L38 165V166H41V164L40 163L38 164L37 161L35 162ZM162 164L163 163H160V166ZM136 165L131 166V167H135ZM143 165L144 164H142V166ZM209 165H210V162H209ZM71 166H74L75 168H73ZM139 166H140V164L137 165V167H139ZM163 166H165V165H162L161 166L162 168L161 167L160 168L163 169ZM57 167L58 166H56V170H57ZM92 169H96V171L99 173V176L96 177L95 179H93V181H92V179L88 180L89 178H91V176H89V175H91L89 172L92 171ZM132 169H130V170H132ZM137 169L138 168H134L133 170H137ZM139 169H141V166L139 167ZM158 169H159V167H158ZM210 170H213V169H210ZM210 170H209V172H210ZM152 171H150V173ZM55 172H57V171H55ZM64 172L61 173V174H64ZM65 173L67 174V172H65ZM74 173H72V174H74ZM88 173H89V175H88ZM157 173L159 174V172H157ZM1 174H3V173L1 172ZM1 174H0V178L2 176ZM153 174L152 175L154 177L158 178L156 176V173L153 172ZM77 175H78V172H77ZM190 177H192V178L190 179ZM129 178L131 179L130 176H129ZM130 179H129V181L132 180V179L131 180ZM87 180L88 181H92V182L89 183ZM189 182L190 181H188V183ZM194 185L196 187H194ZM188 186H190V185H188ZM141 187L142 186H140L138 188H141ZM190 189H192V188H190ZM118 190H120V191H118ZM223 190H228V192H226L227 194L218 195L219 192L220 191L223 192ZM145 194H146V192H145ZM145 194H144V196H145ZM188 194L186 193L185 199L186 198H189V197H187ZM118 195H120V196H118ZM141 195H142L141 201H142V203H144L143 200H142L144 198L143 197V194H141ZM135 197L138 198L137 196H134L133 195L132 201H134L133 198H135ZM190 199H191V202H193V200H192L193 198H189L188 199L189 201H187V200L186 201L191 204ZM136 200H138V199H136ZM144 200H146V199L144 198ZM197 200H202V199H200V197H199ZM121 203H123V202H121ZM132 203L133 204L134 203L137 204V201L131 202L130 205H132ZM142 203L140 202V204H142ZM198 203H199V201H198ZM193 204H196V203H192L191 205H193ZM238 204H240V203L238 202ZM201 205H203L204 208ZM134 206H132V207H134ZM136 206H135V208L138 209L139 207L138 206L136 207ZM211 206H213V208L216 206V210H214V212L212 214V217H211L212 219L211 218L209 219V215L206 213V211L208 210V207L211 208ZM118 207H121V205L118 206ZM118 207H117V210H116V207H115V211H119L120 208L118 209ZM132 207L129 206V209L135 210V209H132ZM106 208H108V210ZM120 210L122 211V208ZM252 210H254V208ZM121 211H120V213H121ZM138 212H140V211H138ZM246 212H248V209L246 210ZM246 212L244 214H247ZM122 213H123V211H122ZM136 213H137V211H136ZM136 213L134 212L135 215H138V213L137 214ZM106 214L109 215V213H106ZM106 214H105V216H107ZM249 214L251 215L252 213H249ZM103 215H102V218L104 217ZM122 216L123 215L121 214V218H122ZM242 216H240V217H242ZM113 217H115L114 214L111 217L112 220H113ZM125 217L123 216V218H125ZM131 217H133V216H131ZM237 217H238V221L239 222L236 221V219H235ZM121 218H119V220ZM135 218L136 217L134 216V219ZM198 218L200 220V217H198ZM196 219H197V217H196ZM125 220H126V218H125ZM243 220L245 221V219H243ZM133 221L135 222V224L133 222V224H134L133 227H136V220H133ZM258 221H259V223H258ZM193 222L194 221H192V223ZM117 223H119V221ZM131 223H132V221H131ZM110 224H111V227H112L113 221ZM127 224L129 225V223H127ZM115 225H116V222H115ZM115 225L113 224L114 227H115ZM117 227L120 228V225H118ZM128 227H129V229L133 228L132 225L131 226L129 225ZM119 228L117 229V231H118L117 232V231H115L116 229L115 228L113 229V227H112V229L115 232H117V233H119V230L121 231V228L120 229ZM187 228H189V227H187ZM134 229L135 228H133V231H134ZM178 229H180V228H178ZM126 230L128 231L127 227H126ZM181 230L183 231V229H181ZM187 230L186 231L184 230V231L187 232ZM133 231L131 229L130 230V234ZM195 231L196 230H194V232ZM121 232L119 234V237L121 235ZM174 232H178V230L176 229V231H174ZM183 232H180V233H183ZM195 233H193V234L195 235ZM211 234L213 236H211ZM253 234H255V233H253ZM51 235L58 236V239L59 240H57V237L56 238H52L54 236L51 237ZM59 235H61L60 236L61 238L59 237ZM113 235H114V237H113ZM142 235L143 234H141V236L139 237L140 238V241H141V239L144 238V237H142ZM134 236H135V234H134ZM110 238H112V239H110ZM139 238H137V239H139ZM133 239L135 240V238H133ZM214 239H218L219 242H222V243H226L227 242L228 246H226V245L223 246L222 244H219V245H222V247H226L224 249H221V246H220L219 247L220 249H219V248H217L218 243L215 242ZM168 240H169V238L166 241H168ZM69 241L70 242L71 241H74V243H72L71 245H68ZM169 241H168V243H169ZM113 242H114V244L116 243V246H113L114 245ZM142 242H144V241H142ZM121 243H124V242H121ZM126 243H127L128 247H129L134 242L132 241L130 243V241H128V238H126L125 245H126ZM144 245L142 243V246L139 245L140 247L137 246L136 249H139L141 251L143 250V251H145V252L142 251L143 253L149 255V253H148L149 251L146 253L147 246H146V249H145V246ZM140 248H143V249H140ZM128 249H127V251L128 252L131 251L130 253L132 254V250H130V249L128 250ZM138 251H137V255L139 253H142L141 251L140 252H138ZM126 254H128V253L126 252ZM139 255L143 256L144 254L143 255L142 254H139ZM148 255H147V257H148ZM133 256L131 257L130 255H128V257H131L130 260H132V258H133L132 263L130 261V264H135V263L136 264H142L140 261H142L145 258V256H144V258L141 259V257L138 256L137 258H140L141 259L138 262V259L135 257L136 255L134 257ZM125 257H124V259H125ZM128 257H126V258H128ZM150 258H152V257H150ZM128 260H129V258H128ZM243 260H244V263H245V258ZM133 261H135V262H133ZM144 261L145 260H143L142 262H144ZM148 261H149V259H148ZM242 262H241V264H242ZM248 262H247V264H248ZM171 263L169 262L168 264H171Z\"/></svg>","mask_w":264,"mask_h":264},{"label":"rangeland","instance_id":"374dc122","mask_svg":"<svg viewBox=\"0 0 264 264\" xmlns=\"http://www.w3.org/2000/svg\"><path fill=\"white\" fill-rule=\"evenodd\" d=\"M2 1H4V2H2ZM2 1L0 2V8H2L3 6H5L3 8H6L7 7L6 9L8 11H11V12L13 11L12 13L10 12L11 14H13L15 12L18 13L17 12V9L18 8L20 9V12L21 13L22 12L25 13V11L26 10H29V9L35 10L34 8H36V9L38 8L39 9L38 10V13H40L39 11H40V8H41V10L42 9H45V12L47 11L48 13L47 12L46 13L47 14H51V16H53L54 18L49 17V19L51 18L49 20V22L50 21H53V22H50V24H52V25L49 26V30L47 29L46 30V33H44V34H43V32L40 33V30L38 31L39 33L36 32V31H34V30H32V31H34L33 33H31L32 31H30V33L25 34V36L23 35L24 37H21V38H25L28 35L25 39H20V42L21 41L23 42L22 43V46L23 47L21 45H20L21 47L20 46H17V43H16V45L13 44V43H11L12 41H11L10 35L5 34V33L4 34L6 36H4V34H1L0 35V46H1L0 47V52H1L0 53V59H1V61H3L2 60V58H3L5 60V62H6V64H8V63L10 64V62H12L10 65L9 64L6 65L4 63L5 64V67H8L7 68L9 70L8 73L5 72V70H7V69H5L4 65L2 66V64H1V66H0L1 67L0 74H2V78L4 79V81H2L0 79V81H1V83H0V108L3 110L4 109L3 107L6 104H8V108H9L10 101L13 102V103H11L12 104V109L10 111L7 109V106H5L6 109L8 110V112H9V113H7V115H4V113L7 112V111L6 112L4 111L5 109L3 110L4 113H0V114H3V116H5V117L0 116L1 117V121H0V149H1L0 150L1 151V154L0 155L1 156H0V160H1V157H2V162L4 163V160L5 159L11 158L12 156H15V155H16L15 156L16 158L17 157L24 158V160H23V162H22V164L20 166L21 167L20 178H21V180H23V185L21 184L20 180L17 179V176L13 175L11 177V174L12 173L10 174V172H11L10 169H12V171H13V167L15 166V162L12 165V168H10V169H9V166H6L5 165V163L2 164L0 162V171L3 173V174H1V172H0V174L2 175L1 178H0V180L2 181V179L5 178V176L8 177L10 175L8 178H10L12 180L11 183L13 182L12 183L13 185L12 184L11 185L14 187V190H16V192L18 194L21 193V195H22L23 198L30 199V201L32 199L38 198L37 196H39V195H38V192L36 191V186L37 185H43V184H51L52 186H54L53 188L55 189L56 193H60L61 195H59V196L61 198L64 197L63 199H65V195L67 194V192L70 194V192H71V190L73 188V187H71L70 184L73 182L72 183V186H73V184H74V182L76 180L75 176L77 178L78 177H82V176L85 177L84 176L85 175L84 174V171L87 172L88 169L92 168L91 166L93 164V161L94 162H97L98 160H102L101 157L105 156V155L102 156V154H104L105 151H107L108 149H110L111 151H113L112 149H114V147H115L113 145L116 144L115 141H114L115 138L119 137L120 135H118V134H120V133L122 135V132L124 131V127L125 126H123L124 123H123V121H121V120H125L124 122H126V119L123 118L124 116L123 115H122L123 117L122 116H116L114 114V111L115 110H113V109H112L113 111L112 110H109V109H108V111H105V110L102 111L104 109L103 105L100 106L101 107L100 108L99 107L100 103L94 104L96 101H94L95 98H93V97H95V91H96L97 87L99 85L100 86L103 85L106 82L107 77H109L110 75H113L114 74L113 71H115V74H116V72L119 70V68L122 67V66L119 67V65L120 64H122V65L125 64V63H123L125 59L129 60V59H131L130 56L132 57V56L135 55V53L133 55L130 54L131 51H134V47H135V49H136L135 52L136 53L139 54V52H141V54H139L140 56L142 55V53H143V55H145V59L142 60V58H140L139 59L140 60L139 63L142 65L143 64L142 62H145L146 61V64L145 63L143 64L145 66L146 70L145 69L142 70V68H144V66L142 65L141 66L142 68L140 69V71L142 70L143 72L144 71L147 72L146 73V76L149 79V82H148V80H145L144 79L145 72H144L143 75H142V73H143L142 71L139 72L140 75H141V77L139 76L140 77V80H137V82L140 81L141 82V85L143 84L144 86H141V85L140 86L138 85V87H135L134 86V89L136 88L138 91L135 92L136 91V89H135L134 90V94L132 93L130 95L131 96L130 98L134 99V98L137 97V95H139V93H141V96L137 97L136 100L137 101H140V100L142 101L143 99H147L148 102H146V100H145L146 103L145 102L144 103L146 105H148V106H150L149 104H151L152 107L154 106V108L150 109V107H151L150 106L148 109L149 110H152V111L145 112L148 109L147 108L145 109V107H146L145 104H142L143 106L141 105L140 108L141 107H144L143 109H145V110H143L144 112H142L144 114L141 113V117L138 120L134 121L135 123L129 122L130 124L132 123L130 125L131 127H128L129 126L128 125L127 128H126L127 130L125 129L126 131H129V130L132 131V132L131 131L128 132V133H130V135H128V133L126 132L127 135L130 136L129 138L127 136V139L129 141L128 142L129 143V146L128 147L130 149L133 148L134 150L135 149H138V153L135 150L133 153L136 154V155H134L132 157L130 155L132 153H126L125 156H124L125 157L126 164H128V166L126 168V171L121 169L118 172V174H117L118 175L117 176V179L118 180L120 179L118 182H119V184L121 183L120 186L122 188V191L120 193L121 197H119V198L124 199V200L121 199L122 200L121 202H123V203H121L120 200L117 201L118 198H115L116 195L115 196H112V195L107 194V192H108L107 189L109 190V188L107 186H102L105 183H108V184L110 183L111 184V182H109L111 180L110 178L107 179V181H98L97 183H95V185L97 184V187L96 188L93 187V189H95L97 191L96 192L94 190L96 193H98L99 197H103V199L106 202V204L109 205L108 208L111 207V208H109L110 209V212H108L109 210H108V208H106L108 210V211H106V213H109V215H107L106 213H103L104 215L103 214L102 215L104 217L102 218V215H101V218H100L99 221L100 222H103V221H105L104 218H107L108 219V216H110L109 220L111 219V222L113 221V224L114 225H115V222H116V225L117 224L120 225V228H121V231L122 232L119 230V233H117L118 232L117 229L119 228V227H117L118 225L117 226L115 225V227H114L113 224H112L113 229L115 228L116 229L115 231H117V232H115L112 229V227H111V224H110L111 222L109 223V221L107 220V222H108L107 228L108 229L107 228L106 229L109 232V234H107V236L110 237V236H112V234H114V235L117 234L116 237L118 236V238H113L114 235H113L112 238H113V240L114 239L118 240V242H116L114 240V242H116L117 244L120 242L117 246H116V243L114 244V242H113V244H114L113 246H116L115 249L121 248L122 250H124L123 255L124 254H125V256L127 255L126 257H128V255H130L132 257L135 254L136 256L135 255L134 256L136 258L139 256V257H141V259H143L144 256H145V258L143 259V260H145L144 262H142L143 260L140 261L141 260L140 258H137L138 259V262L140 261L142 264H168L169 262L171 263L172 261H171L170 257H171V254L174 251L173 250L172 251L170 250L171 252H169L170 245H171L170 242L172 244L175 243L176 244V246H175L176 248L180 246L179 243H181V244L183 243L184 245H186L185 246L186 248L189 247V246H191L192 243H193L194 238L198 234V230L199 229H198V225L197 224L199 223V221H201V217H203V215H204L203 212H202L203 215L199 214V212L201 210L199 211L196 206H200L199 204L201 202H204L205 201V198H204L205 195L202 194V193H200V190L195 185H194V187H196L195 193L197 194V198L194 197L196 195H192L191 197H189L192 193L190 195L188 194V192L190 193V191L191 190H194V189H193V186H192L193 185L192 184L193 182H191V180H189L188 177L186 178V176H188V175H190V176L192 175L193 176V174L194 175L197 174V173H194L193 172V171L196 172L195 168L192 167V166H194L193 163L195 162L196 159H193L192 156H194L193 155L194 153H195V156H196V154L198 156L199 150H197V149H200V152L203 153L204 151H201V150L203 148L207 147V144H210L209 142H206V140L208 141L207 138H205V137L203 138L204 134L207 133L206 131L210 127H212V129H213L214 126H215V128L217 130V128H219L223 124V123H221V121H219V117H220L219 110H220V108H218L217 105L218 104H221L222 105V102H224L225 105H228V106L230 105L231 108L230 107L229 108H230L231 111L232 110L233 111H237L238 109L242 108V105L245 103L244 93H243V87H242V86H245V85H242V84L243 83L245 84V77L249 73L246 69L250 70L249 69L250 68V65L248 63L249 60L246 57H249L251 54H253L254 53V50H256L255 48H256L257 44H259V41L257 42V39L253 36V34H254L253 31H252V27H253V24H254L253 21L254 20H257V19L258 20H263V18H264V12L261 13V14H259L260 16L258 15V18H256V17L255 18L254 17L252 18L251 16H253V14H252L253 13L252 12L253 10H251L249 6H252L253 9H254V7H256L257 3H259V2H257L256 0H254L253 2H254L255 5L254 4H251L252 2L249 3V6L246 5L247 6V9L249 8V10H247V11H249L251 13L250 14H247L248 12L246 11V9H245L246 7H245L244 8L245 10L244 9L241 10L243 12V13H241V14H243V16L238 15V14H240L239 12H241V11L235 10V13H234L232 11V9H229L232 12V13L229 12L231 14V16H233L235 14L234 17H232L233 20L231 19V17H228L231 20L229 19L226 22H227V24H228V22L230 24L227 25L226 22H223L222 21V24L223 25H226L227 27L221 26L222 28L225 27V29H224V35H223L225 37V40H227L226 37H228L229 38L228 40L230 42L232 40V38H233L234 41L237 40L235 42H237L241 46V48H237L236 49L235 55H236L237 60H240L242 57H244V59H241L240 61H237L236 60V62H238V64L240 63L239 64L240 66H241V64H242V66L246 65V63H247L246 66L249 65L248 67H244L243 71L242 70L239 71L240 75H239L238 72H236V74H235V75H238V76L235 77V80H241V81H243L240 84V87H242V88L239 89V90H237L236 88H233L238 93H233L232 94L231 91H230L232 89V85H231V89L230 90L227 89L228 88L227 86H230L229 83H231V81H233V79H234L233 77L234 76L232 77V76H230L231 75L230 74L229 75L230 77H228L227 74H224L225 73L224 71L222 73H220L219 70H218V72L220 74H217L218 72H216L217 70H215L217 76H214V78L217 77V78H215L217 80L216 81L217 84L213 81L214 82V85H213L210 81H208V82H206L204 84H208V83L210 84L211 83L210 86L209 85H205V86L202 85L205 88H207L206 86H209L210 88H212V89H209L208 88L210 91L211 90L213 91L212 93L209 91L208 92L209 94L206 93V96H204L203 94H205V93H203V91L205 89H202L203 90L202 91V90H200V88H198V86L197 87L194 86V87H196V88H198L200 90L199 93L202 91L201 93H202L203 96L200 97V99H198V100L203 101L202 98H204L205 101H203V102H205V104L203 102H201V101L198 102V100H197V97H199L198 93H196V95H198L197 97L195 95H194L195 97H193L192 96L193 94H190L191 92H189V94L192 97V99L194 98V100H190V102L192 101V103L194 104L195 101H197L199 104L202 103L203 106L200 105L202 107L199 108V104L196 102V104H198V106L196 104L195 105H196V108H198V109H195V111L192 110L195 113H193V112L188 113V111H186V113H185V110H187V109H185V110L184 109H181V108H179V106H181L183 108V105H181V103L183 102L184 98L186 97L185 95L188 94L187 90H184L187 93H185V95H183V98H181L179 100V101H181V103L178 102V101H176L177 99L180 98V97L177 98L176 97L177 96L176 94H175L176 96H174V95L171 96L172 98L173 97L176 98V99L173 98V100H172L170 97L169 98L166 97L165 93H164V95H165L166 98L163 97L164 99H162V100H166L168 98L169 99V101H168L169 103L166 104L165 102H162V101L160 102V99L162 98V96H160L161 97L160 98V97H157V95H160V94L163 95L161 92H164V89H162L161 91H160V89H158L160 92L159 93L158 92L155 93V94L158 93L156 95L157 98L155 97L154 94H153V97L150 96L153 93V91L151 90V88L153 86H154V88H156V86L158 88H164V87H162V84H161V83H163V81L162 82H160V81L163 80V79L165 80V78H170L169 75H171V74H168L169 73L168 72L169 71L168 70L169 69L168 68L169 67V64L165 66L163 64V62L165 64L166 63H173L171 61L173 59V56L175 55V52H174V49L175 48H174V45H172L174 42L172 43V42L169 41V43L170 44L172 43V44L170 46H168V47H164V45L166 44V41H163L161 43H163L164 45L161 44L160 47L163 46L164 49L162 47V49L161 48L159 49L160 51H157L156 52V49L153 48V52H156V53L151 52V53H153V54H151L152 56L149 57V55H148L147 58H146L147 55L144 54V52H142L140 48L138 50V46H140V44L137 45L138 43L136 41V37L134 38L133 36H130L129 33H126L125 31H128L129 32V30L127 29L128 22H129L128 20H129V18L131 19V17L133 16V15L132 16H129L131 14L130 11L133 10V9L136 10V9L140 8L139 5H138L139 2H140V5H141V1L140 0H138L139 2H137V0H136V3H138L137 4L138 7L135 5V1L133 2L132 0H130V1H127L126 0L128 2V4L125 1L126 4H124V5H126V6H124V5L122 6V10L123 11L120 10V9L119 10L121 11V13L124 12V11L126 12V13H122V18H124L125 17L124 14H126L128 16V18L125 17L127 20L125 19V21H124L121 18L122 20L119 21L120 17H118V18L115 17V18H117V21L115 22L113 20V22H112L113 24H111L112 27H109L108 26V27H102L101 28V30L103 29L102 31L105 30L104 33H103V35H102L103 37H100L101 39L95 37L94 35H92V36L90 35V37L93 38V40L89 36H87V34H84V36H85L84 37L83 34H82L83 30H82L81 25L79 23L75 22V21L74 22L72 21V18L75 17L78 14V11L80 9V8H77V7L83 6V3L84 2L82 3V1H86V0H82V1L81 0H77L79 2V5L82 4L80 6H77L78 5V2L76 0H35L36 1L35 4H32L34 1L31 2L30 0H28L27 1L28 3H26V4L27 5L28 4H31L33 6H31L28 9L26 8V10H24V11H22L20 7L22 5H24L25 3L22 4V5H20V4L22 2H26V0H21V2H19L20 0H18V1L17 0H8V1L2 0ZM72 1L75 2V3H73ZM88 1H86V2L89 3V4H87L86 2L85 3L88 6H90L89 8L93 12L96 13L97 12V9L98 10H101L100 11L101 13L103 11L104 14L102 13L103 15L102 16L100 15V17L103 18V16H104V18H106V17H109L110 16L112 19H114V15L116 16L115 13H113L112 15L111 14L110 15L108 14L109 16H107V13H105L104 10L101 9V8L104 7V4H103V2L101 0H91L92 3L88 2ZM167 2H169V0H166V2L164 4L166 7H164V5L159 6L161 8V9H159V11L162 10V8H165V9H163V11L169 10V11L166 12L165 15H162L163 11H162V13H161V11L160 12L157 11L159 13H156L155 14V12L157 10V7H156V10H155V8H153V9H151L149 11V13L147 12V18H148L149 15H151V18L149 16V19L146 20L147 21V26H146V28L144 29L143 32H146V30L148 31V29H150L149 32H151V29H153V27L156 24L158 25V24L161 23L159 25V27L165 25L163 23L164 20H163V22H161L160 20L164 19V16L167 17L168 13H170V12L172 13V11H170V9H168V8H170L171 6H173V3H171L173 1L169 2L168 4H166ZM177 2H178V0H177ZM255 2H257V3H255ZM17 3H19V4H17ZM170 3L172 4L171 6L169 5ZM175 3L176 2H174V4ZM10 4H12L11 5L12 7H17V6H19V7L18 8H15L13 10L12 8L9 7ZM86 4H84V7H85ZM177 4H180L181 5V3H177ZM167 5L170 6V7H168ZM175 5H174V7L178 6V5H176V6ZM183 5L184 4H182L181 6H183ZM191 5H195V3L194 4H191ZM134 6H135V8H133ZM142 6H143V4L141 5V7ZM196 6H197V4L195 6H192V8H194ZM87 7H85V8H87ZM123 7H124V9H123ZM182 8L185 9L186 7L183 6ZM196 8H198V7H196ZM188 9L191 10L190 8H188ZM31 10H29V11H31ZM119 10H118V12L120 13ZM135 10H133V11L135 12ZM152 10H155V11H152ZM186 10H187V8H186ZM0 11H1V9H0ZM3 12H0V13H3ZM245 12H246L247 15H249L247 18H245V21H244V22H246V19H248L247 22H246V23H248V25L246 27H245L246 24L243 22V20H244L243 17L247 16L245 14ZM21 13L19 14L20 15V18H22ZM98 13L99 12H97V14ZM121 13L118 16H121ZM11 14L9 15V13H8V16H11ZM30 14L32 15V13H30ZM27 16H26V18H27ZM225 16H227V14ZM225 16L223 17L224 18L223 20H225V19L227 20V18H225ZM24 17H25V15H24ZM133 17H135V15ZM182 17L177 18L178 20L175 19V20L178 21V25H180V26H182L181 24L184 25V23H182V22H185V21H183ZM184 17H185L184 18L185 20L189 19L187 16H184ZM235 17H238L240 19V21H239V19H238V21L243 23L242 26H241L242 23H239L240 25H238L239 26V29L241 30V31L239 30L240 32L238 31L239 33L236 32L238 29L235 31V29H236L235 25H237V23L235 22V20L237 18L234 19ZM13 18H15V16L14 17L12 16V18H9V19L14 20ZM102 18H98V19H95V20L93 19L92 23L89 26L96 25V27H101L102 26L101 23L103 22V19ZM242 18H243V20H242ZM19 19H16V20H18V23H16V22H14V23L20 24L19 22L21 21V19L20 20ZM45 19H47V18H45ZM54 19L56 20L55 22H54ZM133 19L135 21L136 20V17L133 18ZM35 20H40V19L37 18ZM96 20L100 21L101 23L100 22L98 23V21L96 22ZM23 21H25V19ZM26 21L28 22V20H26ZM123 21L125 22V24L123 23ZM134 21L132 20L129 23H131V22L134 23ZM177 21H175V22H177ZM25 22H21V23L24 24V25H27V24H25ZM175 22L174 21L173 22L170 21V24L175 23ZM186 22H185V24H186ZM189 22H190V20L188 21V23ZM75 23H77V24H75ZM133 23H132V25L135 26V23L136 22L134 24ZM162 23H163V25H162ZM165 23L166 24L167 23L169 24V22H165ZM55 24H56V26H55ZM175 24H173V25H175ZM113 25H115V26H113ZM191 25L193 26L194 25V22H192ZM165 26H167V25H165ZM175 26H177V24ZM55 27H56V29H54ZM155 27L159 28L158 26H155ZM196 27L197 26H195V27L189 26V28H192L193 30H195L194 28H196ZM52 28L55 31H53V30L51 31L50 29H52ZM92 28H93V26H92ZM160 28H163V30H166L164 28V26L163 27H160ZM170 28H171V25H170V27H168L167 30L173 29V26H172L171 29ZM222 28H220V31L223 30ZM43 29H44V27L41 29V31ZM187 29H185V32H188L189 30L192 31V29H189V30H187ZM230 29H231V31H230L231 34L229 35L230 32L228 33V30H230ZM199 30H200V28L198 29V31L195 30V32H197L195 35H199L200 34L198 36L199 38H200V36H202L201 34H205L206 37L208 36V35H206V33H203V32H205V31H202L203 29L200 30V31ZM191 31H190V34L188 33V36H191L192 33H193V36H195L194 35V31L192 33H191ZM201 31H202V33H201ZM52 32H53V35L50 34ZM185 32L182 31V33H185ZM221 32H223V31H221ZM221 32H219L218 34L216 32V34L214 33L213 35L214 36L216 35V37H217L218 35H221L222 34ZM211 34L212 33H209V36H212ZM7 35H8V37H7ZM38 35H39V37L36 38V36H38ZM139 35L137 36L138 37V40H140L139 39V37H140ZM179 35H180V38L183 37V41L184 42L182 41V39H180L178 36H176V37H178L181 40V41L178 40L179 42L176 41L177 44L178 43L179 44L182 43V46L184 44V47L181 48V50L182 49L185 50L186 49L185 47H187V50L186 51H183L182 54L185 52L184 55H186V56H184V57L187 58V59L189 58L191 60H192V58L196 57V58H194V61L195 60L196 61H195V63L189 64L188 69L190 67L191 68L189 70L187 69V72L186 71H185V73L183 72L184 74L183 73L181 74V72L179 73L178 71H175V70L173 71L171 69V68H173L172 67V64L170 65V69L172 70V72H170V73H172V74L175 73V76H176L175 79H174L173 78L174 77V74H173V77L171 75V78L174 79L173 82L176 81V78H179V77L181 78V76L183 77L181 79V81H179L180 79H177L178 82L176 81V85L178 84V86L176 87L177 89L176 88L173 89L174 91L178 90L179 86L181 87V85L183 84V82H185L186 85H187V87H188L192 83H193V85H195L194 83L196 81L199 82V79H200V81H201L200 82V86H201V83L205 79L208 80V77L209 78L210 77L213 78L212 77L213 69H212V71L211 70L208 71L209 68L207 69L206 67H203V65H202L204 63L203 61H207V59L206 60H204V59H205V57H207L208 51L209 52L212 51V50H210V49H212L211 47L213 46L212 45L210 47V43L211 44L213 43V41L210 40L211 37L209 38V44L206 45L207 42H208L207 41V38L209 36L207 38L204 36L205 38L203 37L202 40L199 39L200 42L197 43L196 41H193L192 42L191 40H190L191 42L190 41L189 42H186L190 38H192V40H195L197 38L196 36H195L196 38L191 36L188 39L187 38V33H185L183 35H181V34H179ZM184 35L186 36V38L188 40H186V38L184 37ZM214 36H212V39L215 38ZM86 37L88 39H86ZM173 37H174V39L171 36L170 39L168 38V40H171V41H172V39L175 40L176 39L175 36H173ZM221 37H222V35H221ZM89 38L91 39L90 41H89ZM193 38H195V39H193ZM230 38H231V40H230ZM222 39L221 40L215 39L214 40V43H215V41H218V40H219V43H220V41L221 42L224 41V39L223 40ZM9 40H10V42H9ZM126 41H128L129 46H131V47H129L130 49H128V46H127L128 43H126ZM20 42H18V43H20ZM125 43H126V45H125ZM156 43H157V46L155 48H158L159 47L158 45L160 43L159 42H156ZM169 43L167 45H169ZM185 43H187V44H185ZM119 44H122L123 45L122 48H120L121 45H119ZM216 44L218 45L217 42H216ZM235 44H233V45H235ZM136 45H137V47H136ZM154 46H155V44H154ZM171 46H173V47H171ZM178 46L176 48L177 50L175 49L176 52L178 51ZM240 46H238V47H240ZM244 47L246 48V50H245ZM1 48H2L3 51L5 50V52H3L1 50ZM61 48H63V49H61ZM118 48H119V50H118ZM213 48H215V45L213 46ZM18 49H20V50H18ZM21 49L22 50H29V51L31 50V52H30L31 53V56H30V54L28 52L30 58H28L25 61H23L24 59H22V61H21L22 56H19V53L21 54V52H22ZM116 49H117L116 52L119 53V54H117L118 56H116V53H115V57H114L115 59H113L112 58L114 56V53L113 52ZM19 51H21V52H19ZM131 53H133V52H131ZM147 54H150V53L147 52ZM179 54H180V52H178L177 55H179ZM3 55L4 56L5 55L6 56H9L10 58L7 57V59H5L6 57L4 58ZM208 56H210V55H208ZM111 58L113 60H111ZM132 59H131V61H132ZM245 59H247L248 62H246ZM18 60H20V61H18ZM70 60H72V61H70ZM242 60H243V62H242ZM1 61H0V63H1ZM192 61H190V62H192ZM21 62H23L22 65H21ZM66 62H72L73 63V64L71 63V65H70V63H68L69 66H72L73 65V67H72L73 70L71 72L72 74L69 73V75L70 74L71 75L70 76L68 75V77L66 75V72H67L66 69L69 68V66H68V64H67L68 67L66 66ZM127 62L129 64V63H132L133 61L132 62L127 61ZM136 62H138V61H136ZM139 63H136L138 65L137 66L138 68H139V65H140ZM188 63H189V61H188ZM136 64L135 63L133 64L134 67H135ZM160 65L165 66L168 69H166V71H165L164 70L165 67L163 68ZM190 65H192V66H190ZM9 66L11 68H9ZM200 66H202V68H203V70H202V68H200L202 70L201 73L199 72V71H201V70H199V67ZM41 67L42 68L44 67V69L43 70L40 69ZM49 67H50L51 71L53 70L52 71L53 73H51V71H50V74H49V72L44 71L47 68H48V71H49L50 70ZM65 67H67V68H65ZM74 67H75V69H74ZM137 67L134 68V69H136V72L138 71L137 70ZM77 68L79 69L78 72H77V70H78ZM204 69L208 71V73H209L210 76L207 77L208 74L207 75L206 74L204 75V73H203ZM2 70H3V72H2ZM21 70H23L25 72H23ZM34 70H36V72H33ZM29 71H32V72L29 73ZM93 71H95L94 72L95 74L93 73ZM90 72H92V75L90 74ZM204 72H206V71H204ZM35 73H38V74L35 75ZM198 73L200 74L201 77H199V74ZM226 73H230V72H226ZM51 74H52V76H50ZM216 74H214V75H216ZM4 75H5V77H3ZM32 75H34L36 77L34 78V76H32ZM86 75H87V77H86ZM89 75H91V76H89ZM6 76H8V77H6ZM30 76L32 78H34L36 81L38 80L37 81V84L35 83V85H37V94H38L39 87L40 88H44L46 85L49 86L51 83L53 85H57V86H63V84L65 86H67L68 91L70 93L68 91H66L67 90L66 87L65 88L63 87V90L65 89V91H66V92L64 91L65 92L64 93L65 96L63 94V90L58 93V95H57L58 96L57 98L59 100V101H57L58 104L54 103V104H52L53 107H51V106H46L45 107L46 108V110H45L46 112H48L47 109H49V107H51L53 109L52 112H54V116L48 114L51 110L48 113H46L45 111L44 112L42 111V109H41L42 107L41 108L39 107V109H36L34 107L33 109H35V110H33L32 107H31L32 112H31V109H28L31 112V115L30 116L29 115H25V117H27L25 120H24V118H22L23 113L24 112H25V114L27 113V110L26 111H22L23 110L22 108L26 107L25 106V104H27L26 102L27 101H32L34 99L33 97H36L37 98L36 92H35L36 89L34 87H32V84L29 81V79L31 78ZM204 76H205V78H204ZM239 76H242L244 78L239 77ZM9 77H10V79H9ZM83 77H84V79L86 78L85 80H87L88 82L89 81L92 82L91 84L89 82L90 86L87 84L88 83L87 81H86V83H84L85 80L83 79ZM196 77H197L198 80L195 79ZM87 78H89V79L92 78V80H88ZM94 78H96L95 79L96 81H94ZM171 78H170V80H172ZM202 78L204 80H202ZM150 79L153 80V81L151 80L152 81V84H150ZM215 79H212V80H215ZM193 80H194V82H193ZM207 80H205V81H207ZM29 83H30V85H29ZM165 83H169L170 84V81L168 79H167V82L164 81V85L167 86L169 84L166 85ZM235 83H237V85H239L240 82L239 81H236ZM231 84H233V83H231ZM176 85L174 84V86H176ZM186 85L185 86L182 85V88L184 87V89H186L187 88ZM193 85H191V87L190 88L188 87V88L191 89L193 87ZM23 86H25V87H23ZM30 86L32 88H30ZM107 86L108 85H106V87ZM146 86H148V88L151 90V94H149L150 92H147L149 90H147ZM170 86H171V84L169 85V87ZM233 86H235V85L233 84ZM169 87H167V88H169ZM204 87H201V88H204ZM109 88H110V85L108 86V89ZM182 88L181 89L179 88V90H181V92H179V94L182 93ZM196 88H194L193 90L194 91H197V90H195ZM225 88H226V92L224 91ZM33 89H35V91ZM142 89H144V90L146 89L145 91H146V93L148 95L146 93L144 94L145 91L142 92L143 91ZM168 90L169 89H167L165 92H167ZM173 90H172V92H173ZM193 90H192V93H193ZM235 90H233V91L235 92ZM220 91H221V94L225 95V97H223V99L226 100V101H223L222 97L221 98H218V94L220 93ZM204 92H207V91H204ZM45 93H49V92H45ZM115 93L116 92H114V95H115ZM122 93H123V90H122ZM142 93H143V95H142ZM168 93H171V91H168ZM4 94H7L8 96H6ZM43 94H44V92H43ZM61 94H62V97H65V99L63 98V100H65V101H62L63 103L61 102V99H62ZM69 94H71V95H69ZM119 94H120V92H119ZM119 94L118 95L116 94L115 96L116 97L117 96H120L121 94L120 95ZM9 95L10 96L12 95V99L14 98V101L11 100V97L9 98ZM47 95L48 94H44L43 95V99L44 100H46V97H49V95L51 96V98L54 96L51 93H49L48 96ZM68 95L69 96H72V98H74V101L75 102L72 100L74 102V104L71 101H70V103H68L67 99L68 98H71V97H68ZM114 95H111V98H113ZM210 95H211V98L209 97ZM178 96H180V95H178ZM207 97H209L211 99V101H213L214 103H212V102L209 103V101H208L209 98L207 99ZM51 98H49V100L47 98L46 101H50ZM89 98L90 99H93L94 103L92 101L91 102L93 103V105L96 106V108L93 107V105L89 101ZM128 98H125V99L128 100ZM215 98L217 99L216 102H215ZM87 99H88L89 102L87 101ZM185 99H187V97ZM219 99L221 100V102L219 101ZM69 100H71V99H69ZM132 101H134L133 103H134V105H136L135 104V100H132ZM64 102H67V103H64ZM81 102L82 103L85 102L87 105L90 103L91 105L86 106L83 103V106H82L81 105L82 104ZM186 102H183V103L185 104ZM126 103H128V101ZM136 103L138 105L139 102H136ZM140 103H139V105H140ZM142 103H143V101H142ZM147 103H149V104H147ZM152 103H154L155 105H153ZM156 103H158V104L156 105ZM179 103H180V105H179ZM79 106H82V107H79ZM190 106H191V103H190ZM218 106H220V105H218ZM29 107L30 106L28 105V107H26V108H29ZM184 107H186V104L184 105ZM189 107H188V102H187V108H189ZM10 108H11V105H10ZM97 108L99 110V114H97L98 113ZM136 108H137V112H139L138 110H141L138 107H136ZM190 108H192V107H190ZM100 109H102V110H100ZM2 110H0V111H2ZM18 110H20L23 113H21V112L18 113ZM106 110H107V108H106ZM188 110L191 111V109H188ZM133 112L135 113L136 111L133 110ZM15 113L21 114L19 116V118L21 117L24 120V121L22 120L23 121L22 124H19V123L16 124L20 120H17L16 123H14L15 120H16L15 116L18 115V114H16L15 116H13ZM100 113H102V114H100ZM27 114H29V113H27ZM138 115H140V114H138ZM192 115H193V118H195V119H192ZM185 116H186V121H185ZM13 117L15 119H13ZM135 117L137 119V115ZM19 118L17 117V119H19ZM120 118H121V120H120ZM78 119H80V121H81L80 122V125H81V123L84 122L83 124L86 123L89 126L83 125V126L79 127V129L77 128L78 130H73L74 127L71 128V125H69V123L71 124V122H73L74 120L79 121ZM163 119H166L168 123L166 121H165L166 122L165 125H164V123H162L163 124V126H162L163 128H162L161 127V121H163ZM243 120H245V119H243ZM181 121L184 122V124ZM195 121H197V122H195ZM96 122H97V124H96ZM192 122H194V123L192 124ZM74 123H76V122L74 121ZM99 123L100 124L102 123L101 126H104L103 127L104 130L100 129L102 127L100 126ZM109 123L112 124V125H110L111 127L108 125ZM126 123L128 124V122H126ZM178 123H182V124H180V128L181 129H179V127L177 128V129H179L178 132L184 131V132L181 133L182 135H180L179 133H177V131L175 132V130H173L174 128L176 129V126H179V125H177ZM216 123H217L218 127H216L217 126ZM197 124H199L201 126H204L203 128H205L206 131L204 132V131H202L204 129H202L201 130L202 133H201V131H199L201 127L199 125H197ZM167 125L168 126H171V128L174 126V128H172L171 130L173 132H175V133H173L170 129H168V131L169 130L171 131L170 132L171 133L170 135L172 136L171 139L173 140V138H174L175 141L177 140L176 141V144L177 145L179 144V147L185 144V143L183 144V142L181 141V139L186 138V139H184V141L186 142V144L184 146L180 147L181 149L178 150V146L176 145L177 146V151L175 149L176 147H175L174 140H173V143L171 145L174 150L170 147V144H171L170 142L171 141H169V145L168 144L167 145H164L159 140H158L159 143L158 142H155V141H157L156 139H158L157 138L158 131L161 132V133L164 132V131H166L167 130L166 128H168ZM192 125H194V126H192ZM195 125H197V126H195ZM49 126H52V127H49ZM92 127H93V129H92ZM157 128H158V130H155ZM161 128L164 129V131ZM45 129H46V131H45ZM49 129H50V131H49ZM71 129L73 130L71 132L74 133V135L72 133V135H73L72 138L69 137V134L71 136V132H70ZM99 129H100V132H97ZM101 130H102V132H101ZM64 131L67 132V133H65ZM75 131H76V133H75ZM103 131H105V132L107 131V132L104 133ZM136 131L137 132L141 131V134H142L141 137H139L140 135ZM208 131H210V130H208ZM95 132H97V133H95ZM203 132H204V134H203ZM60 133L63 134V135L65 133V136L67 134V136L70 139L69 140L68 137L66 136L67 139H68V141L69 142L71 141L70 142V144H71L70 146H69L68 141L65 140L66 138H64L63 136H62V138L64 140L61 138V136H60V140H59V136L58 135H60ZM94 133L96 134V136L98 135V133H100L99 135H101V138L98 139V141L99 140L102 141V137H103V140H104V138H106L108 136V134L109 135L111 134V137L112 136L113 137L111 138V137L108 136L109 142L103 141L104 145H102L103 144L102 142H101L102 144L99 143V145H97L98 144V141H97V144L94 145L93 142L96 143V141H94L95 139H93V138H95L94 137L95 136ZM123 133L125 134V132H123ZM132 133L133 134H136L137 135V138H135ZM105 134H106V136H105ZM202 134H203V136H202ZM152 135H153L152 138H155V141L151 138ZM45 136H47V139L45 138ZM56 137L58 138L57 139L58 142H55L54 143L53 142V139H55ZM240 137L241 136L237 137L236 139H238ZM113 138H114V140H113ZM92 139H93V141H91ZM151 139L153 141H151ZM241 139H242V137H241ZM63 141L65 143H68V146L69 147H67L66 146L67 144H65ZM180 141H181V143H179ZM88 142H89V144H88ZM112 143H114V144H112ZM157 144H158V148H156V145ZM173 144H174V146H173ZM109 145H112V146H109ZM161 145H163L162 147H164V149L166 148V151L168 150L170 152V150H171V153L167 152V153L171 154V156H172V153L176 154V156L179 158L178 162L177 161L175 162V160L173 161V159L171 160V158H173V157H171V158L167 157L168 155H167L166 151L161 156H158L157 154H159L161 152V151H159V149L161 148ZM208 146L211 147L212 144L211 145H208ZM217 146H220V145L213 146L214 147V148L212 147L213 150L212 149H209V151H207V152L205 151V153H203V154H200L199 153L200 157H197V159L200 158V160H201V158L203 156H205L207 158L205 160V162L203 161L205 163V165H206V168L207 169L209 168L207 170V172L204 173V176L205 177H209L211 175V173H212V176H214L216 173H218V172H214V168H216V169L219 168L220 169V168L224 167L225 164H226L225 166H227V164L229 163V162H227V159L230 157V154L228 153L229 154V157H228V154H226L227 156L224 155V153H223V155H221V152L226 151L225 149H227V148L224 149V148L220 147V148L224 149L223 151H220L222 149L218 150L219 148ZM19 147H20V150H22V151H19ZM210 147H207V148H210ZM23 148H24V150H23ZM182 148H183V150H182ZM207 148H206V150H207ZM133 149H131V150H133ZM153 149H155V153H157V154H154V155L155 156H158V157H162L163 160L165 159L164 160L165 162H161L162 160L160 161V158H158L156 160L153 158L154 157L153 156V153H154L153 152ZM157 149H158V152L156 151ZM161 149L164 151L163 148H161ZM110 150H108L107 152H109ZM211 150L212 151L216 150V152L218 151L217 152L218 154L216 152H210ZM175 151H176V153H175ZM197 151H198V153H197ZM30 152H33V155L28 156L27 154L30 153ZM227 152H228V150H227ZM11 153H13L12 156H11ZM201 155H203V156L201 157ZM173 156L175 157V155H173ZM15 157H14V159H15ZM46 158L48 159V161H47ZM103 158H105V157H103ZM130 158H132V159L130 160ZM176 158H174V159H176ZM194 158H196V157H194ZM12 159H13V157H12ZM45 159H46V161H45ZM192 159L194 160V162H191V166H189L190 165V162L189 161L192 160ZM36 161L38 162V164L40 163L41 166L36 165L35 164ZM131 161L132 162L134 161L133 163H136V161H137V165L140 164L141 169H139L140 166L137 167L136 164H133L132 165ZM149 161H150V164H152V166H155V163L156 162L159 163V166L156 163L157 166L159 167V169H158L157 166H156L157 167V170L155 169L157 172H159V174L157 172H155V171H152V170H149L148 169V168H150V169L152 168V166H150L149 163L146 164V162H149ZM152 161L154 163H152ZM206 161L207 162L209 161L210 162V165H209V162L207 164ZM69 162L72 163L71 165H74L75 167H77V169L78 168L80 169V170L77 171L78 172V175H77V172H75L76 173V175H75L74 169H73V172H72L74 174L71 173L72 168L70 170V167L68 165ZM138 162H141V163L143 162L142 164H144V165L142 166V164L141 163H138ZM160 163H163L162 165H165V166H163V169H161L162 168L161 167L162 165L160 166ZM134 165H136V166L135 167H131V166H134ZM56 166H58L57 167V170H56ZM74 166H71V167L75 168ZM146 166H148V168H146ZM190 167L192 169L194 168V170L192 171V169ZM132 168L133 169L134 168H138V169L137 170H133ZM224 168H222V169H224ZM130 169H132V170H130ZM210 169H213V170H210ZM209 170H210V172H209ZM55 171H57V172H55ZM64 171L67 172V174ZM79 171L80 172L82 171L83 173L81 172L82 173L81 174ZM150 171H152V172L150 173ZM219 171H222V170L220 169ZM63 172H64V174H61ZM153 172L156 173V176L158 178L154 177L155 175L153 174ZM89 173L91 175H89ZM89 173H88V175L91 176V178H89L88 180L92 179V181H93V179H95L96 177L99 176V173L96 171V169H92V171H90ZM213 173H215V174L213 175ZM129 176L131 177L132 180L129 178ZM193 177H195V176H193ZM263 177H264V175H263ZM191 178L192 177H190V179ZM129 179L131 181H129ZM92 181H88V182L90 183ZM188 181H190L191 183L189 182L190 183L189 184ZM188 185H190V186H188ZM140 186H142V187L141 188H138ZM190 188H192V189H190ZM188 189L190 191H188ZM118 191H120V190H118ZM145 192H146V194H145ZM185 192L188 194L187 197L193 198L192 199L193 202H191V199H190L191 204L192 203H196V204L191 205L189 202H187V201H189L188 200L189 198H186L185 199V197H186V193ZM191 192H193V191H191ZM226 192H228V190H223V192L220 191L218 195L227 194ZM141 194H143V197L146 199V200H144V198L142 199L144 203H142V201H141V198H142V195ZM144 194H145V196H144ZM120 195H118V196H120ZM133 195L138 197V198H136V197L133 198L134 201H137V204H135V203L133 204L132 203V205H130L131 202H134V201H132ZM67 196L70 197V195H66V199L69 198ZM202 196H204V197H202ZM199 197L202 200H197ZM136 199H138V200H136ZM240 200L239 199L237 200V205H238L237 207L238 208L240 207L239 210H240V212H243V216L244 217L242 216V213H240V215L239 214L237 215V216H239L240 223L243 224V225H241L240 223L239 224L241 226H243V227H241L243 229L249 228L251 235H256L257 233H259L261 231V229L258 230L259 229L258 227H260V226H261V228L264 227V220L263 219L262 220H259V221H263V222H260V223L258 221L259 226H256V227L255 226L253 227V225L252 226L251 225L248 226L247 225V223H248L247 222L248 221L247 219L249 218V220H251L254 217L255 218H258L259 217V215H257L258 211L253 206L252 207L251 206L250 207L249 206L248 207L246 206L247 208L244 207L246 203L244 202L243 199L241 201ZM198 201H199V203H198ZM140 202L142 204H140ZM238 202L240 204H238ZM120 205H121V207H118ZM134 205L135 206L137 205L139 208L138 209L135 208ZM129 206L130 207L134 206V207H132V209H135V210L129 209ZM201 206L203 207V205H201ZM115 207H116V210H117V207H118V209L119 208L120 209L122 208L123 213H122V211L120 209H119V211H115ZM214 208H213V206H211V208L208 207V210L206 211V213L209 215V219L212 217V214H213L214 210H216V206ZM253 208H254V210H252ZM247 209H248V212H246ZM120 211H121V213H120ZM136 211H137L138 215H135L134 214V212L136 213ZM138 211H140V212H138ZM244 211L248 215L247 214H244L245 213ZM249 213H252L253 215L252 214L250 215ZM105 214L107 216H105ZM113 214H114L115 217H113V220H112L111 217L113 216ZM121 214L124 217L126 216L125 217L126 220H125V218H123V216L121 218ZM131 216H133V217H131ZM134 216L136 217L135 219H134ZM240 216H242V217H240ZM196 217H197V219H196ZM198 217H200V220H199ZM119 218H121V219L119 220ZM235 219H236V221H238V217L235 218ZM243 219H245V221ZM133 220H136V227H133L134 224H135V222ZM118 221H119V223H117ZM131 221H132V223H131ZM192 221H194V222L192 223ZM133 222H134V224H133ZM195 222H196L195 225H196V227H197L198 230L197 229H191V227L194 226V223ZM127 223H129L130 226L132 225V227L135 228L134 231H133V228L130 227L132 229V231L134 232V233L132 232L133 234L132 233L130 234V230L131 229H129V227H128L129 225ZM126 227H127L128 231L126 230ZM177 227L180 228V229H178ZM187 227H189L190 229L187 228ZM193 228H195V226ZM207 228L209 229L208 226H207ZM176 229L178 230V232H174V231H176ZM181 229H183V231L184 230L186 231L187 229L188 230H187V232L184 231L185 232L184 233ZM194 230H196L195 231L196 233L194 232ZM203 230L202 231L199 230V231L200 232H203ZM205 230H206V227H205ZM179 231L180 232H183V233H180ZM120 232H121V235L119 237ZM192 232L195 233V235ZM253 233H255V234H253ZM134 234H135V236H134ZM141 234H143L142 237H144V238L141 239V241H140V238L139 237L141 236ZM52 236H54V235H51V237ZM60 236L61 235H59V237ZM211 236H213V235L211 234ZM56 237H57V240H59L58 239V236H54L52 238H56ZM112 238H110V239H112ZM126 238H128V241H130V243L133 241L134 242L133 243L134 245L131 244L128 247V245H127L128 242L125 245ZM133 238H135L136 241ZM137 238H139V239H137ZM168 238L170 240V241L168 240L169 243H168V241H166ZM142 241H144V242H142ZM214 241L218 243L217 248H219L221 246V249H224L226 247H222V245L223 246L224 245L228 246L227 242L226 243H222V242H219L218 239H214ZM121 242H124V243H121ZM72 243H74V241H71V242L69 241L68 245H71ZM142 243H143V245L145 244L144 245L145 246V249H146V246H147L146 253L149 251L148 252L149 255L143 253V252H145L143 250H142L143 251L142 252L141 250L136 249L137 246H139V245L142 246ZM219 244H222V245H219ZM128 248L130 250H132V254L130 253L131 251L130 252L127 251ZM140 249H143V248H140ZM125 251L128 254H126ZM137 251L138 252L141 251L142 253H139V254H142V255L144 254V255L143 256H141L139 254L137 255ZM147 255H148V257H147ZM125 256H123V260H126V259L127 260L124 261V263L127 264L129 262L128 264H130V261L132 263L133 258H132V260H130L131 257H128L129 258V260H128V258H126ZM124 257H125V259H124ZM150 257H152V258H150ZM244 258H245V263H244V260H243ZM148 259H149V261H148ZM243 259H242L243 262L241 261L242 264L243 263L244 264H247V262H248L247 260L249 258H247L246 255H243ZM133 262H135V261H133ZM241 262H240V264H241ZM37 264H39V263H37ZM171 264H174V263H171ZM248 264H249V262H248Z\"/></svg>","mask_w":264,"mask_h":264}]
</instances>
